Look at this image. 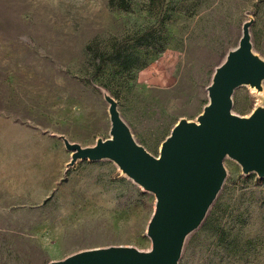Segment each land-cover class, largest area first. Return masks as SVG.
Segmentation results:
<instances>
[{"label":"rangeland","instance_id":"obj_1","mask_svg":"<svg viewBox=\"0 0 264 264\" xmlns=\"http://www.w3.org/2000/svg\"><path fill=\"white\" fill-rule=\"evenodd\" d=\"M249 20L251 50L264 59V0H0V115L54 147L47 167L40 154L29 175L22 160L17 169L0 161V264L148 250L152 194L107 160L66 168L60 137L80 147L108 138L106 94L156 157L179 119L195 121L215 67ZM231 103L239 117L264 109V81L259 91L237 87ZM222 165L221 188L177 264H264V179L228 158Z\"/></svg>","mask_w":264,"mask_h":264},{"label":"water","instance_id":"obj_2","mask_svg":"<svg viewBox=\"0 0 264 264\" xmlns=\"http://www.w3.org/2000/svg\"><path fill=\"white\" fill-rule=\"evenodd\" d=\"M241 26L236 47L215 67L205 88L207 103L195 121L179 119L160 143L156 157L132 138L115 101L103 94L108 138L80 147L60 137L69 152L65 167L77 160L112 162L122 175L154 198L145 236L149 249L109 246L73 253L47 264H177L185 238L198 228L225 178L222 162L234 161L244 175L264 179V109L246 117L231 113L233 90L247 85L260 90L264 59L251 50L248 28Z\"/></svg>","mask_w":264,"mask_h":264},{"label":"crops","instance_id":"obj_3","mask_svg":"<svg viewBox=\"0 0 264 264\" xmlns=\"http://www.w3.org/2000/svg\"><path fill=\"white\" fill-rule=\"evenodd\" d=\"M19 132H23L26 136L20 140ZM31 131L24 126L19 125L7 116L0 115V161L4 160L7 167L10 169L16 168V161L22 160L26 171L24 175L31 174L30 170L31 162L40 161L39 155H42L44 162L43 168L47 167V162L54 156L53 144L39 146L37 143H33L31 138ZM6 167V168H7ZM17 169V168H16ZM18 173V172H16Z\"/></svg>","mask_w":264,"mask_h":264},{"label":"trees","instance_id":"obj_4","mask_svg":"<svg viewBox=\"0 0 264 264\" xmlns=\"http://www.w3.org/2000/svg\"><path fill=\"white\" fill-rule=\"evenodd\" d=\"M119 4L121 5V8L125 9V6H124L123 2H120Z\"/></svg>","mask_w":264,"mask_h":264}]
</instances>
